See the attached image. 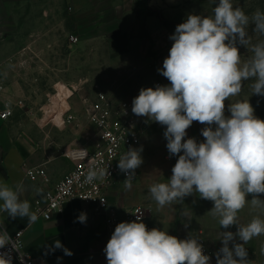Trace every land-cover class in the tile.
Masks as SVG:
<instances>
[{
    "label": "clouds",
    "instance_id": "clouds-1",
    "mask_svg": "<svg viewBox=\"0 0 264 264\" xmlns=\"http://www.w3.org/2000/svg\"><path fill=\"white\" fill-rule=\"evenodd\" d=\"M250 25L258 37H264V12L257 9L249 16L241 7H234L232 0H218L211 16L189 14L169 37L173 43L158 69L170 84L141 88L132 101L136 116L166 126V148L170 156L178 157L167 182L149 188L158 207L183 203L196 193L213 202L208 214L218 218L220 228L238 226L235 233L221 232L216 264H251L245 245L264 236V200L259 198L264 194V120L254 114L248 100L231 102L230 116L225 115V101L238 96L245 81L252 82V94L264 97V39L253 43ZM237 43L251 53L246 60ZM194 121L206 125L201 129L202 142L185 139ZM142 150L129 148L119 159L127 190L143 163ZM107 176L108 167H90L84 182L91 184ZM25 191L23 182L14 187L0 183V213L35 222L37 215L30 202L21 199ZM248 205L258 214L242 225L238 214ZM182 215L186 217V213ZM86 219L85 213L78 217L81 223ZM236 238L242 243H235ZM8 243L15 245L0 228V248ZM55 247L62 245L56 241ZM104 252L107 264H210L198 237L179 239L165 230H149L140 215L115 227ZM64 253L72 255L66 248ZM0 264H11V259L0 255Z\"/></svg>",
    "mask_w": 264,
    "mask_h": 264
},
{
    "label": "rangeland",
    "instance_id": "rangeland-1",
    "mask_svg": "<svg viewBox=\"0 0 264 264\" xmlns=\"http://www.w3.org/2000/svg\"><path fill=\"white\" fill-rule=\"evenodd\" d=\"M216 3L218 0H0V65L5 85L15 84V91L8 93L7 99L13 107L15 131L29 135L37 144L56 153L61 159L58 172L64 176L72 166L64 153L94 138L95 126L87 119L86 104L98 101L100 95L116 101H133L141 88L155 87L158 81L169 85L158 72L173 43L169 37L189 14L213 15ZM232 3L249 16L257 9L264 12V0H232ZM253 27L250 25L248 32L256 43L264 37H258ZM72 35L79 40L73 42ZM237 47L242 60L251 55L245 46L237 43ZM60 82L66 83L73 94L62 96L53 116L43 123L45 107ZM251 83L245 81L241 93L225 101L226 116H230L231 102L248 100L254 114L264 120V97L252 94ZM67 113L73 120L65 124ZM204 127L194 121L185 139L202 142ZM165 130L166 126L152 122L137 148L143 149V163L131 189L119 184L114 190L123 187L124 195L117 191L113 195L117 194L116 198L123 199L125 204L130 203L128 206L145 205L150 214L186 213L187 217L191 210L196 211L200 216L192 222L203 230L202 213L213 204L201 202L198 194H193L196 199L188 196L183 203L162 209L150 196V186L167 182L172 175L170 167L178 159L168 153ZM247 198L251 200L252 196ZM259 198L264 200V194ZM257 214L248 205L238 214V223L247 224ZM183 222L188 225L190 220H176ZM210 222H218V218H210ZM248 243V259L254 264H264L261 254L264 236Z\"/></svg>",
    "mask_w": 264,
    "mask_h": 264
},
{
    "label": "crops",
    "instance_id": "crops-1",
    "mask_svg": "<svg viewBox=\"0 0 264 264\" xmlns=\"http://www.w3.org/2000/svg\"><path fill=\"white\" fill-rule=\"evenodd\" d=\"M14 91L15 84H10L5 92L0 93V183H7L9 186L14 187L17 183L23 182L26 191L21 199H27L31 204V210L35 212L38 206L44 207L46 204L44 196L46 188L40 183L25 179L24 171L28 167H35L49 160L45 166L52 183H56L63 177V174L58 172L61 159L46 146L37 144L29 135L23 136L17 133L11 117L4 119L1 116L6 109V101L10 98L8 93H13ZM170 169L172 168L170 167ZM36 189H40L41 193L37 194ZM117 189V193H121L123 196L124 188L117 187ZM112 196L111 202H115L120 209L130 207L128 206L130 203L125 204L123 199H117V194ZM191 197L196 199V195H191ZM193 202H196V200ZM201 202L213 204L212 201L204 199ZM211 209L206 207L203 211L204 213H202V219L205 216L204 223L200 225L204 228L203 230H199V226L194 225V222H192L200 216L193 210L187 217L183 216L182 213H175L173 216L165 212L152 211L149 224H151L152 228L168 231L170 235H174L179 239H186L189 235L200 238L203 235L202 233H205L214 251V261L210 264H216L215 254L222 247L221 232L231 231L235 233L238 227L232 225L230 228L224 229L220 228L218 222H210V218L213 217L208 212ZM80 210V202L69 201L65 204L62 213L54 214L49 220L37 217L35 222H29L27 217L12 218L7 213H0V221L11 234L23 231L25 251L37 259L39 264H107L106 259L99 255V251L106 247L109 240V232L103 223V218L97 217L81 223L78 220L81 214ZM186 218L190 220L187 227H185V222L176 223V220H184ZM56 241H59L62 247H55ZM235 243L242 242L236 238ZM248 245L250 244L247 243L245 247ZM229 246H232V242H230ZM65 248L72 255H65ZM250 261L251 264H254L253 260Z\"/></svg>",
    "mask_w": 264,
    "mask_h": 264
},
{
    "label": "built area",
    "instance_id": "built-area-1",
    "mask_svg": "<svg viewBox=\"0 0 264 264\" xmlns=\"http://www.w3.org/2000/svg\"><path fill=\"white\" fill-rule=\"evenodd\" d=\"M71 40L77 42L79 38L72 35ZM157 85H163V83L158 81L155 86ZM6 88L4 69L0 65V93L5 92ZM85 111L88 121L95 126L94 138L64 153V156L73 163L71 171L56 183H52L45 166L49 160L44 164L28 167L24 171L25 179L40 183L46 188L44 193L46 204L44 207L36 208L37 217L49 220L54 214L62 213L67 202L78 201L81 203V213L86 214V220L103 218V223L109 232V239L119 223L133 222L137 215L141 216L142 222L151 230L148 207L136 204L120 209L115 202H111V197L115 186L124 185L123 181L126 179V174L118 168L120 157L129 148L140 146L152 121H149L147 117L136 116L132 112V101H116L104 95H100L96 102H88ZM68 113L65 115V124L73 120V116ZM12 114V104L6 101V109L1 116L8 119ZM90 167H108L109 176L91 184L85 183V175ZM138 169L135 170V178ZM0 228L8 233L18 248L13 243H8L0 248V255L10 258L11 264H39L37 259L25 251L23 231L11 234L1 221ZM199 242L203 245L204 254L210 257L211 263L214 260V251L209 240L201 236ZM104 249L99 251V255L106 259Z\"/></svg>",
    "mask_w": 264,
    "mask_h": 264
},
{
    "label": "bare ground",
    "instance_id": "bare-ground-1",
    "mask_svg": "<svg viewBox=\"0 0 264 264\" xmlns=\"http://www.w3.org/2000/svg\"><path fill=\"white\" fill-rule=\"evenodd\" d=\"M73 94L72 89H69L66 83L60 82L57 86L56 92L50 95V102L45 107V115L41 119L43 123H47L49 119L53 116L54 110L59 107L61 97H70Z\"/></svg>",
    "mask_w": 264,
    "mask_h": 264
}]
</instances>
